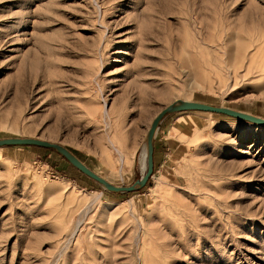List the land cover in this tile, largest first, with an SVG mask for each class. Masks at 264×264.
Instances as JSON below:
<instances>
[{
	"label": "rangeland",
	"instance_id": "1",
	"mask_svg": "<svg viewBox=\"0 0 264 264\" xmlns=\"http://www.w3.org/2000/svg\"><path fill=\"white\" fill-rule=\"evenodd\" d=\"M178 99L264 119V0H0V138L128 186ZM157 128L128 193L0 148V264H264V128L203 111Z\"/></svg>",
	"mask_w": 264,
	"mask_h": 264
},
{
	"label": "water",
	"instance_id": "2",
	"mask_svg": "<svg viewBox=\"0 0 264 264\" xmlns=\"http://www.w3.org/2000/svg\"><path fill=\"white\" fill-rule=\"evenodd\" d=\"M178 111H203L208 113H217L229 117H234L245 122H251L264 128V119L243 112L229 109L223 106L210 105L199 101H190L185 99H178L166 106H164L152 119L148 128L145 132V159L143 172L139 178L133 181L128 186H115L109 184L102 177L97 175L95 172L90 171L75 155H72L65 147L59 143L49 142L44 139L30 138V137H4L0 138V148L5 146H35L51 149L54 152L61 155L74 169L76 168L79 172L84 174L90 179L96 181L103 189L112 193H128L129 191H135L142 189L145 186L148 178L152 174V140L154 132L161 121L162 117L169 113H175Z\"/></svg>",
	"mask_w": 264,
	"mask_h": 264
},
{
	"label": "crops",
	"instance_id": "3",
	"mask_svg": "<svg viewBox=\"0 0 264 264\" xmlns=\"http://www.w3.org/2000/svg\"><path fill=\"white\" fill-rule=\"evenodd\" d=\"M158 129V128H157ZM163 145V142L162 141H155L154 140V137H153V140H152V153H153V157H152V161H153V163H152V166L154 167V165H155V162H156V160H155V157H156V155H157V149H161V146ZM168 149H170L171 150V152H173L174 154H176V156H177V153H179V150H178V147H176V145H174L173 147H168Z\"/></svg>",
	"mask_w": 264,
	"mask_h": 264
},
{
	"label": "bare ground",
	"instance_id": "4",
	"mask_svg": "<svg viewBox=\"0 0 264 264\" xmlns=\"http://www.w3.org/2000/svg\"><path fill=\"white\" fill-rule=\"evenodd\" d=\"M142 157H143V166H144V159H145V148L142 150ZM143 171V170H142Z\"/></svg>",
	"mask_w": 264,
	"mask_h": 264
},
{
	"label": "trees",
	"instance_id": "5",
	"mask_svg": "<svg viewBox=\"0 0 264 264\" xmlns=\"http://www.w3.org/2000/svg\"><path fill=\"white\" fill-rule=\"evenodd\" d=\"M49 150H51V149H49ZM59 155V154H58ZM61 156V155H60ZM62 157V156H61ZM63 158V157H62ZM64 159V158H63ZM65 160V159H64ZM66 161V160H65ZM67 162V161H66Z\"/></svg>",
	"mask_w": 264,
	"mask_h": 264
}]
</instances>
